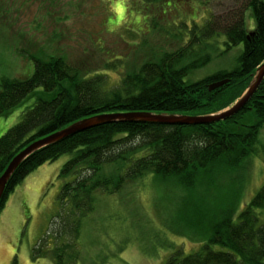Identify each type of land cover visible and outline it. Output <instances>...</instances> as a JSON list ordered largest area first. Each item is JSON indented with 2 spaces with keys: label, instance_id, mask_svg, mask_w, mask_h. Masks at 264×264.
Wrapping results in <instances>:
<instances>
[{
  "label": "trees",
  "instance_id": "16d2710c",
  "mask_svg": "<svg viewBox=\"0 0 264 264\" xmlns=\"http://www.w3.org/2000/svg\"><path fill=\"white\" fill-rule=\"evenodd\" d=\"M138 1L140 12L153 21L154 27V20L162 19L170 9L182 4L190 10L192 16L172 32L175 37H182L181 45L164 52L157 61H145L138 71L124 74L114 84L107 82V73L86 75L81 66L71 65L61 57L43 60L31 56V75L0 79V116L9 114L40 88L33 105L0 136V175L26 146L81 119L111 113L198 115L221 110L243 93L264 62V0H232L239 3L223 25L214 16L204 20L203 11L197 18L196 0H190V5L187 0ZM246 9L252 13L251 29L245 24ZM198 19L202 24L193 23ZM220 43L224 45L222 50ZM239 44L243 48L234 68L220 69L193 81L188 79L190 72L209 64L214 55L228 53ZM223 79H229L228 83L208 90L210 83ZM263 123L264 79L238 113L218 122L167 125L113 121L90 127L27 157L6 184L0 211L31 172L69 154L60 175L70 178L63 183L59 199L71 206L77 219L75 225L62 221L54 233L73 235L75 242L66 250L78 255L79 218L93 209L95 191L113 193L125 182L147 173L187 189L207 177L214 181L219 174L240 167L256 151ZM233 211H225L196 251L183 256L181 250L173 251L163 264H264V183L239 211L231 214Z\"/></svg>",
  "mask_w": 264,
  "mask_h": 264
},
{
  "label": "rangeland",
  "instance_id": "374dc122",
  "mask_svg": "<svg viewBox=\"0 0 264 264\" xmlns=\"http://www.w3.org/2000/svg\"><path fill=\"white\" fill-rule=\"evenodd\" d=\"M198 1L194 3L197 18L203 11L204 20L214 16L222 25L239 3ZM138 2L0 0V79L31 75V56L61 57L81 66L86 75L107 73V82L114 84L124 74L138 71L145 61H157L164 52L179 47L182 37L172 32L192 16L190 10L182 4L170 9L154 20V27ZM244 20L247 28H253L250 9L245 10ZM196 21L202 24L201 19ZM242 48L239 44L228 53L214 55L209 64L190 72L188 79L234 68ZM39 90L0 116V136L33 105ZM257 146L240 167L219 174L214 181L207 177L193 189L147 173L113 193L95 191L93 209L79 218L78 255L66 250L73 235L54 233L62 221L75 225L77 219L71 206L59 199L63 183L70 178L62 177L60 171L71 157L61 155L38 168L30 183L23 186L22 181L16 194L6 200L0 211V264H163L173 251L181 250L182 256L196 251L225 211H239L264 183V123Z\"/></svg>",
  "mask_w": 264,
  "mask_h": 264
},
{
  "label": "water",
  "instance_id": "95a60500",
  "mask_svg": "<svg viewBox=\"0 0 264 264\" xmlns=\"http://www.w3.org/2000/svg\"><path fill=\"white\" fill-rule=\"evenodd\" d=\"M263 79L264 62L257 67L246 89L231 105L221 110L207 114L188 115L177 113H111L96 115L76 121L63 129L56 131L55 133L32 142L12 158L3 173L0 175V199L2 197L6 184L8 183L18 166L27 157L41 148L55 144L77 132L86 130L90 127L113 121H139L167 125H198L225 120L238 113L248 103L253 94L257 91ZM228 81L229 79L215 81L210 83L207 88L209 91H212L228 83Z\"/></svg>",
  "mask_w": 264,
  "mask_h": 264
},
{
  "label": "crops",
  "instance_id": "0c3cea01",
  "mask_svg": "<svg viewBox=\"0 0 264 264\" xmlns=\"http://www.w3.org/2000/svg\"><path fill=\"white\" fill-rule=\"evenodd\" d=\"M35 171L36 170H34L33 172H31L24 180H23V182H22V184H23V186H25L26 184H28V183H30V181H32L33 180V178L35 177V176H33V175H35ZM22 184H20V185H22ZM19 187V185L15 188V190L11 193V195H9V197H11L12 195H15L16 193V191H17V188ZM20 190L22 189H24V188H19Z\"/></svg>",
  "mask_w": 264,
  "mask_h": 264
}]
</instances>
